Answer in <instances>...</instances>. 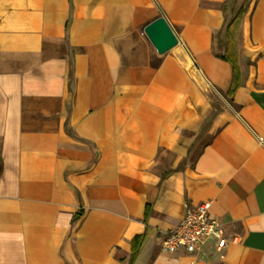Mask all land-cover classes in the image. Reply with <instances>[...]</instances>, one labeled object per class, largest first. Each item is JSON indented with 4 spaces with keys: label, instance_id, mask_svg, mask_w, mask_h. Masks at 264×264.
Wrapping results in <instances>:
<instances>
[{
    "label": "crops",
    "instance_id": "0c3cea01",
    "mask_svg": "<svg viewBox=\"0 0 264 264\" xmlns=\"http://www.w3.org/2000/svg\"><path fill=\"white\" fill-rule=\"evenodd\" d=\"M233 1L0 0V264H264V0ZM160 13L233 105L201 139L197 79L143 33ZM202 200L224 257L162 252Z\"/></svg>",
    "mask_w": 264,
    "mask_h": 264
},
{
    "label": "built area",
    "instance_id": "2783aa9c",
    "mask_svg": "<svg viewBox=\"0 0 264 264\" xmlns=\"http://www.w3.org/2000/svg\"><path fill=\"white\" fill-rule=\"evenodd\" d=\"M211 206L210 200L193 205L185 203L178 221L161 233L160 250L165 253L178 250L197 252L208 247L223 258L226 246L236 241V237L226 233L222 223L212 213Z\"/></svg>",
    "mask_w": 264,
    "mask_h": 264
},
{
    "label": "rangeland",
    "instance_id": "374dc122",
    "mask_svg": "<svg viewBox=\"0 0 264 264\" xmlns=\"http://www.w3.org/2000/svg\"><path fill=\"white\" fill-rule=\"evenodd\" d=\"M250 1L251 0H234L233 3L230 4L231 9L229 12H227L225 21L228 22L232 15L235 14L239 3L240 5L242 4L241 6H248L251 3ZM164 55L182 57L186 61V70H189L193 77L197 79L196 82L202 91V95L195 105L196 109H198L203 114L198 135V139H201L204 137L203 134L205 132H209L213 128L218 127L226 120L228 117V112H230L233 107L230 98L226 93L209 84L200 74L199 76L196 74L198 73V67L193 63L191 56L180 43L169 49ZM196 141L197 139H195L191 145H189V151L197 145Z\"/></svg>",
    "mask_w": 264,
    "mask_h": 264
},
{
    "label": "water",
    "instance_id": "95a60500",
    "mask_svg": "<svg viewBox=\"0 0 264 264\" xmlns=\"http://www.w3.org/2000/svg\"><path fill=\"white\" fill-rule=\"evenodd\" d=\"M143 33L160 54L165 53L180 42L172 26L162 13L143 26Z\"/></svg>",
    "mask_w": 264,
    "mask_h": 264
},
{
    "label": "trees",
    "instance_id": "16d2710c",
    "mask_svg": "<svg viewBox=\"0 0 264 264\" xmlns=\"http://www.w3.org/2000/svg\"><path fill=\"white\" fill-rule=\"evenodd\" d=\"M222 57V56H221ZM0 166H1V163H0Z\"/></svg>",
    "mask_w": 264,
    "mask_h": 264
}]
</instances>
